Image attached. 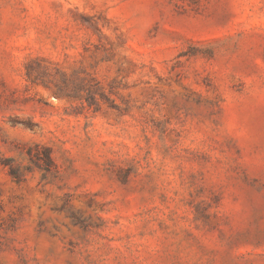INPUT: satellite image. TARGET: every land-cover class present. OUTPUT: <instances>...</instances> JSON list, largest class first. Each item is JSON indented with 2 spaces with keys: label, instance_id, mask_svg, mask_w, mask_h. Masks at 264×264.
Here are the masks:
<instances>
[{
  "label": "rangeland",
  "instance_id": "obj_1",
  "mask_svg": "<svg viewBox=\"0 0 264 264\" xmlns=\"http://www.w3.org/2000/svg\"><path fill=\"white\" fill-rule=\"evenodd\" d=\"M0 264H264V0H0Z\"/></svg>",
  "mask_w": 264,
  "mask_h": 264
},
{
  "label": "trees",
  "instance_id": "obj_2",
  "mask_svg": "<svg viewBox=\"0 0 264 264\" xmlns=\"http://www.w3.org/2000/svg\"><path fill=\"white\" fill-rule=\"evenodd\" d=\"M45 160H46V162L48 164H51L52 163L51 157H50V155H49V153L47 151L45 152Z\"/></svg>",
  "mask_w": 264,
  "mask_h": 264
}]
</instances>
